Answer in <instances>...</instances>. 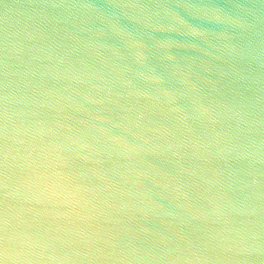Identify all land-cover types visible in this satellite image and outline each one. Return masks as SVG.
<instances>
[{
	"label": "water",
	"instance_id": "water-1",
	"mask_svg": "<svg viewBox=\"0 0 264 264\" xmlns=\"http://www.w3.org/2000/svg\"><path fill=\"white\" fill-rule=\"evenodd\" d=\"M0 264H264V0H0Z\"/></svg>",
	"mask_w": 264,
	"mask_h": 264
}]
</instances>
